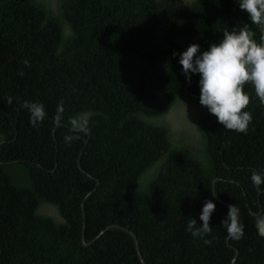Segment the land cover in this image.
Masks as SVG:
<instances>
[{
	"label": "trees",
	"instance_id": "16d2710c",
	"mask_svg": "<svg viewBox=\"0 0 264 264\" xmlns=\"http://www.w3.org/2000/svg\"><path fill=\"white\" fill-rule=\"evenodd\" d=\"M238 3L0 0V264H143L128 230L145 264H264V184L258 193L251 182L264 175V105L246 85L252 123L228 131L201 106L199 74L189 84L179 63L225 29L247 24L259 43ZM26 101L44 105L37 127ZM188 104L193 118L176 129L167 117ZM85 111L89 134L66 143L69 118ZM209 200L205 244L187 224L202 227ZM229 205L239 241L222 226Z\"/></svg>",
	"mask_w": 264,
	"mask_h": 264
},
{
	"label": "clouds",
	"instance_id": "9594fccd",
	"mask_svg": "<svg viewBox=\"0 0 264 264\" xmlns=\"http://www.w3.org/2000/svg\"><path fill=\"white\" fill-rule=\"evenodd\" d=\"M238 4L239 8L247 13L251 23L258 26L261 33L259 43L254 39L255 33L247 24L239 29H225L223 39L219 43L211 44L202 54L198 44L190 45L180 54L179 63L189 84V74H199L201 106L206 107L228 131L247 134L252 115L246 111L250 96L244 91V87L250 84L260 104L264 105V0H239ZM24 64L30 67L27 60ZM7 99L10 104L12 98ZM23 107L30 113L32 127H37L44 121L46 111L42 103L26 101ZM92 115L93 113L85 111L69 118V131L76 135H66V143L79 140V133L89 134V120ZM53 119L56 126L61 125L64 119L63 100L58 103ZM251 182L259 193L260 186L264 184V175L253 171ZM215 208L216 205L211 200L205 202L199 217L203 222L202 227L197 226L195 219H188L187 231L193 238L203 239L205 244L212 243L204 237L212 231L210 219ZM222 226L228 239L239 241L243 237V225L239 222V208L236 205H229ZM255 228L258 235L264 238V214L255 217Z\"/></svg>",
	"mask_w": 264,
	"mask_h": 264
},
{
	"label": "rangeland",
	"instance_id": "374dc122",
	"mask_svg": "<svg viewBox=\"0 0 264 264\" xmlns=\"http://www.w3.org/2000/svg\"><path fill=\"white\" fill-rule=\"evenodd\" d=\"M194 109V105H180L169 114L167 119L173 124L176 129H178L180 127H183L184 124L188 122V119L193 118ZM42 212L52 216H57L56 211L49 207L43 208Z\"/></svg>",
	"mask_w": 264,
	"mask_h": 264
},
{
	"label": "water",
	"instance_id": "95a60500",
	"mask_svg": "<svg viewBox=\"0 0 264 264\" xmlns=\"http://www.w3.org/2000/svg\"><path fill=\"white\" fill-rule=\"evenodd\" d=\"M111 227H119V228H122V229H126V228H124V227H120V226H117V225H113V226H111ZM128 232H130V234L134 237V239H135V241H136V245H137V248H138V253H139V255H140V258L142 259L143 264H145L144 261H143V258H142L141 250H140V248H139V244H140V243H139V240H138L137 236L135 235L134 232H132V231H130V230H128ZM85 245H88V244L85 243Z\"/></svg>",
	"mask_w": 264,
	"mask_h": 264
}]
</instances>
